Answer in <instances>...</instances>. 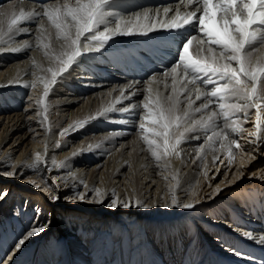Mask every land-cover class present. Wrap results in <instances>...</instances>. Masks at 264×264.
<instances>
[{"label":"bare ground","instance_id":"6f19581e","mask_svg":"<svg viewBox=\"0 0 264 264\" xmlns=\"http://www.w3.org/2000/svg\"><path fill=\"white\" fill-rule=\"evenodd\" d=\"M43 4L0 0V13L7 14L0 17V190L8 185L6 195H0V206L4 204L0 207V259L10 256L8 264H233L245 262L258 249L264 253L260 239L264 237V159L258 154L264 129L256 127V110L245 108L225 119L216 98L196 100L193 91V109L208 99L214 101L200 112L190 110L188 123L203 121L206 126L197 125L195 131L185 133L176 154L157 160L143 138L152 139V135L138 127L142 109H122L141 105L149 89L162 102L170 95L178 98L177 114L187 108L182 69L174 85L172 66L159 73L132 68L138 51L129 46H145L143 38L163 30L113 37L99 51L84 54L67 67L55 84H48L45 97V83L51 78L47 70H56L59 61L50 60L37 46L38 24L24 22L7 31L8 22L22 9L39 10ZM142 4L143 0H111L107 10L119 14L123 22L136 23V13L160 9L157 19L162 22L174 16L178 0L161 7ZM165 7L173 9L167 17L162 15ZM45 27L50 52L57 55L60 42L55 30L47 23ZM189 51L197 57L196 41ZM197 86L202 92L213 87L199 81ZM122 91L124 96L132 91L136 95L124 99ZM213 112L219 115L209 121ZM72 127L79 130L61 134ZM221 129L228 132L223 143L231 144V154L227 147H220L222 138L207 140L212 131ZM173 131L179 135L184 128ZM174 142L172 136L170 143ZM220 168L223 176L213 184ZM8 172L16 175L10 177ZM11 178L32 187L14 184ZM218 185L222 191L217 194ZM95 189L103 195L96 197ZM78 193L85 195L83 201ZM173 194L181 203H199L192 209L165 207ZM94 197L104 203L95 202ZM113 198L139 199L151 207L110 208L107 204ZM66 199L69 209L63 207ZM55 213L61 214L56 223ZM41 226H46L43 231L19 249L14 247L28 231Z\"/></svg>","mask_w":264,"mask_h":264},{"label":"snow or ice","instance_id":"6c2138e0","mask_svg":"<svg viewBox=\"0 0 264 264\" xmlns=\"http://www.w3.org/2000/svg\"><path fill=\"white\" fill-rule=\"evenodd\" d=\"M110 3L111 0H55L53 3H44L39 10L25 12L22 9L19 16H15L8 22L7 31L12 32L13 28L21 23L35 21L38 24V31L35 33L37 46L44 50L45 56L50 60L59 61L56 70L52 68L47 70L51 72V78L45 83V97L49 95L48 84H55L57 77L62 75L67 67L71 66L80 56L99 51L115 36L147 35L149 31L156 30L179 31L185 29L186 26H191L198 35L185 38V42L176 53L177 62L170 69L174 85L178 69L183 71L182 92L187 93L185 97L187 108L182 115L177 114L180 104L178 98L170 95L162 102L159 97L154 98L151 95L150 89L148 90L149 95L145 97L141 105L133 104L130 108L122 109L123 112H135L138 107L142 109V116L138 117L140 119L138 127L141 132L149 133L153 137L152 139H149L147 135L143 137L152 156L161 160L163 157L176 154L177 148L184 140L185 133L195 131L197 125L206 126L203 121H192L189 124L190 110L200 112L202 109L209 108L214 101L208 99L207 102L193 109L192 105L195 103L191 98L193 91L196 93V100H200L202 96L216 98V101H219L220 112L225 119L230 113L243 112L245 108H254L257 116L256 127L258 131L264 129V56L258 55L264 52V0H178L175 14L171 19L161 22L157 19L161 16L160 9L155 10L154 13L151 10H145L143 13L135 14L136 23L133 20L123 22L119 14L108 11L107 6ZM181 6L184 7V11L180 10ZM171 11H173L172 8L165 7L162 15L167 17ZM6 15V13H0V17L6 18ZM141 19L152 21V23L140 25L138 22ZM0 23H3V20H0ZM45 23L55 30L56 38L60 42V52L57 55L50 52V34H48ZM17 30L20 29L17 28ZM23 31L28 32L29 30L23 29ZM193 41L197 42L196 58L189 51ZM168 74L169 72L165 71L164 75ZM197 81L213 87L209 92H202L197 86ZM188 84L193 87L189 89ZM129 87L133 86L129 85ZM175 92L176 89L173 87L172 93L175 94ZM132 95H136V92L132 91L129 96H124L123 91L121 92V97L124 99H130ZM226 100L235 102L225 103ZM103 114L98 113V116ZM217 115L219 113L213 112L208 120L211 121L213 116ZM181 127L184 131L176 135L173 130H179ZM78 130L79 128L72 127L65 129L61 134H70L71 131ZM236 130L233 126L232 131ZM172 136H175L174 143H170ZM213 137L222 138L220 147H227L231 154V144L223 143L228 139L227 131L223 129L220 132L212 131L207 140L211 141ZM259 139L257 135V140ZM231 143H234L237 148L240 147L235 141ZM60 167H63V164ZM7 175L11 177L16 173L8 172ZM34 186L39 188V185ZM94 191L96 197L103 195L99 189ZM221 191L218 185L216 193ZM0 195H6V193H0ZM76 195L81 201L85 199L83 193ZM50 199H58V197L50 196ZM94 200L97 203H104L103 199L94 197ZM196 203L199 201L181 203L173 194L171 203L166 204L165 207L192 209ZM107 206L124 209L151 207L139 199L120 201L118 198H113ZM44 227L46 226L35 227L28 231L14 247L19 249L31 236L43 231ZM248 236L251 238V233ZM260 239L264 242V237ZM234 254L241 255L239 252H234ZM10 259V256H6L0 259V264H8Z\"/></svg>","mask_w":264,"mask_h":264},{"label":"rangeland","instance_id":"374dc122","mask_svg":"<svg viewBox=\"0 0 264 264\" xmlns=\"http://www.w3.org/2000/svg\"><path fill=\"white\" fill-rule=\"evenodd\" d=\"M252 125H253V124H252ZM251 135H252V134H251ZM245 142H249V140H247V141H245ZM250 142H251V141H250ZM256 152H258V151H256ZM258 154H259V158H263V159H264V145L261 146V148L259 149V153H258ZM221 162H222V161L219 160V163H221ZM225 165H226V164H225ZM210 170H213V168H211ZM214 172H215V170H214L210 175H213ZM220 172H222L221 168L218 170V172H217V174H216V176H215V179L213 178V179H214V180H212V181H214L213 184H215L216 182H218V181L222 178L223 174H219ZM223 172H224V171H223ZM223 172H222V173H223ZM1 179H2V178H1ZM11 179L13 180L12 182H13L14 184H17V183H16V180H17V179H15V178H11ZM18 184H19V185H22L21 187H32V185L28 184L27 182H20V181H19ZM18 184H17V185H18ZM12 185H13V184H12ZM17 185H13V187H14V186L16 187ZM6 186H8V185H5V186H3V187L1 188L0 193H3V192L5 191V187H6ZM13 189H14V188H13ZM35 193H36V191H35ZM45 198L47 199V202H48V201H49L48 198H47L46 196H45ZM66 200H67V202H66L67 204H64L63 207H66L67 209H69L70 207H68V206H69V205H68V199H66ZM3 206H4V204H3L2 206H0V207H3ZM61 207H62V206H61ZM48 216H49V217L47 218V220L50 221V219H51V218H50V213H49ZM55 216H56L57 218H56ZM53 217H54V218H52V219H53L54 223H56V222L58 221V219L61 217V214H60V213H58V214L55 213V214H53Z\"/></svg>","mask_w":264,"mask_h":264}]
</instances>
